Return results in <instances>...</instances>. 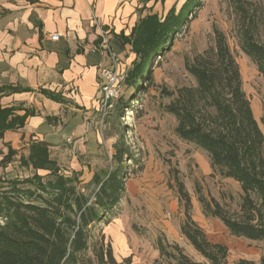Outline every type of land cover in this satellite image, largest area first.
Segmentation results:
<instances>
[{"label":"trees","instance_id":"1","mask_svg":"<svg viewBox=\"0 0 264 264\" xmlns=\"http://www.w3.org/2000/svg\"><path fill=\"white\" fill-rule=\"evenodd\" d=\"M186 3L180 11L173 6L164 20L157 14L143 18L125 44L132 46L136 59L127 75V84L139 85L149 77L152 62L166 51L172 35L179 32L186 18ZM239 44L243 53L264 76V42L257 38V25L247 18L244 7ZM196 86L183 87L167 110L177 119L176 135L205 151L211 168L221 177L240 184L242 203L239 212L230 214L215 199L199 196L207 217L219 219L237 238L264 243V133L255 119L251 103L243 90L240 67L225 37L219 34L214 47L186 64ZM21 90L0 87V96ZM26 117L14 116V109L0 108V139L5 131L23 127ZM264 127V116L261 119ZM118 165L105 178L94 175L97 188L87 196L78 189V174L63 175L51 159L44 142H34L29 156L20 164L33 171L28 178L0 177V264H131V258L118 262L105 235L95 239L92 230L99 224L109 225L124 198L127 183L124 159H133L127 146L115 145ZM16 151L9 149L1 161L11 164ZM39 171H45L46 176ZM81 174V173H79ZM181 203L186 219L182 235L209 264H229V249L208 239L193 220L191 197L182 183ZM169 246V245H168ZM178 264H200L182 253L178 245ZM161 256H170L159 242ZM92 253L93 259L88 257ZM237 264H264L241 260Z\"/></svg>","mask_w":264,"mask_h":264},{"label":"rangeland","instance_id":"2","mask_svg":"<svg viewBox=\"0 0 264 264\" xmlns=\"http://www.w3.org/2000/svg\"><path fill=\"white\" fill-rule=\"evenodd\" d=\"M164 1L159 0L154 9L159 11L157 15L161 20L168 14L164 10L169 6H175L178 12L184 3L187 4L186 18L179 32L172 35L161 57L152 62L149 77L135 87L126 85L115 110L100 122L98 134L102 146L98 154L78 157L80 166H88L89 170L76 176L78 189L87 196L97 188L92 184L94 175L105 178L118 165L116 144L127 146L133 157L132 160L124 159L128 178L116 215L109 225H97L92 230L93 235L99 239L104 234L116 257L114 238L119 232L129 246L126 258H131V264H178L180 255L171 247L174 245H178L193 262L209 264L181 233L186 219L179 194L178 183H182L191 197L190 214L193 220L210 241L228 247V263L237 264L241 260L260 263L264 258V243L232 236L219 219L204 214L199 201L200 195L209 201L215 199L230 214H235L242 203L240 184L214 172L205 151L176 135L177 119L167 108L180 89L196 86L186 64L214 47L218 35L222 34L240 67L243 90L264 133L261 124L264 116V76L240 48L238 35L243 16L237 10V5L244 7L247 18L257 25V38L264 42V0H172L173 4ZM120 65L127 71L132 68L133 62L127 64L121 60ZM126 101L129 102L121 107ZM61 170L65 175V172L71 173L69 158L65 157L61 162ZM47 174L40 173L42 176ZM32 175V171L21 169L18 161L7 171L0 169V177L6 179H24ZM74 175L68 174V177ZM0 185L5 187V183ZM159 242L166 246L172 257L161 256ZM88 257L93 259L91 252ZM93 261L96 264L95 259Z\"/></svg>","mask_w":264,"mask_h":264},{"label":"crops","instance_id":"3","mask_svg":"<svg viewBox=\"0 0 264 264\" xmlns=\"http://www.w3.org/2000/svg\"><path fill=\"white\" fill-rule=\"evenodd\" d=\"M158 1L0 0V87L21 90L1 95L0 108L26 117L23 127L5 131L0 139V164L9 149L17 152L0 169L18 161L32 171L20 159L29 156L34 142H44L60 168L69 158L71 173L63 175L89 172L78 157L97 155L102 146L98 69L110 60L101 47L108 40L120 60L132 63L135 54L124 38L143 18L158 14ZM54 34L58 41L51 39ZM119 234L115 258L123 261L129 246Z\"/></svg>","mask_w":264,"mask_h":264},{"label":"built area","instance_id":"4","mask_svg":"<svg viewBox=\"0 0 264 264\" xmlns=\"http://www.w3.org/2000/svg\"><path fill=\"white\" fill-rule=\"evenodd\" d=\"M59 38L60 35L58 34L51 36L53 41H58ZM101 49L107 53L108 59L110 60L108 65H103L98 69L101 88L99 105L101 122H103L115 110L116 103L122 97L126 75L121 68L119 56L113 51L108 40L104 41ZM68 142H71V140H68Z\"/></svg>","mask_w":264,"mask_h":264},{"label":"water","instance_id":"5","mask_svg":"<svg viewBox=\"0 0 264 264\" xmlns=\"http://www.w3.org/2000/svg\"><path fill=\"white\" fill-rule=\"evenodd\" d=\"M135 59H136V56H135ZM134 62V61H133ZM124 70V69H123ZM129 71H130V69L129 70H124V73H125V75H126V79H125V82H124V86H123V89H124V87L127 85V86H129L126 82H127V75H128V73H129ZM131 87V86H130ZM122 95H123V93H122ZM122 98V97H121ZM129 101H126L121 107H123L125 104H127ZM120 107V108H121Z\"/></svg>","mask_w":264,"mask_h":264}]
</instances>
